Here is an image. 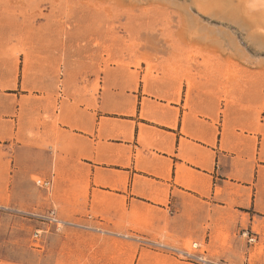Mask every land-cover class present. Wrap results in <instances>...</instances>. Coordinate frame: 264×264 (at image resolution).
Listing matches in <instances>:
<instances>
[{
    "label": "rangeland",
    "instance_id": "obj_1",
    "mask_svg": "<svg viewBox=\"0 0 264 264\" xmlns=\"http://www.w3.org/2000/svg\"><path fill=\"white\" fill-rule=\"evenodd\" d=\"M112 72L157 99L186 93V109L195 96L226 126L263 128L264 0H0L1 91L48 80L43 92L80 104L101 82L106 91ZM13 165L3 153L0 264H264V223L208 216L199 226L196 215L137 206L87 212L77 179L45 190L42 176L15 181Z\"/></svg>",
    "mask_w": 264,
    "mask_h": 264
},
{
    "label": "crops",
    "instance_id": "obj_2",
    "mask_svg": "<svg viewBox=\"0 0 264 264\" xmlns=\"http://www.w3.org/2000/svg\"><path fill=\"white\" fill-rule=\"evenodd\" d=\"M108 82L80 104L64 90L43 92L48 80L31 90L4 84L0 157L11 156L15 181L38 175L63 192L73 177L86 211L110 216L137 206L196 215L199 226L208 216L238 227L246 220L250 229L264 223V127L242 118L226 126L216 109L200 111L195 96L186 109V93L157 99L115 72Z\"/></svg>",
    "mask_w": 264,
    "mask_h": 264
},
{
    "label": "built area",
    "instance_id": "obj_3",
    "mask_svg": "<svg viewBox=\"0 0 264 264\" xmlns=\"http://www.w3.org/2000/svg\"><path fill=\"white\" fill-rule=\"evenodd\" d=\"M37 185L40 188H43L45 190H49L51 188V186H52V182L49 181V180H39V181H37ZM51 221L54 222L55 224H57V226H58V221H57V219L55 217H52ZM254 241H255V239H252V238L250 239L251 243L254 242ZM194 247L195 248H199V246L197 244H195ZM199 260L204 262L203 259H199Z\"/></svg>",
    "mask_w": 264,
    "mask_h": 264
}]
</instances>
